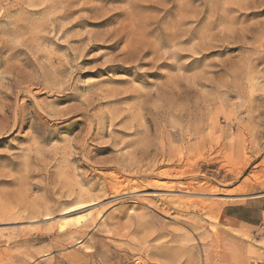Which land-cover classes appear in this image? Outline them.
<instances>
[{
	"label": "rangeland",
	"instance_id": "obj_1",
	"mask_svg": "<svg viewBox=\"0 0 264 264\" xmlns=\"http://www.w3.org/2000/svg\"><path fill=\"white\" fill-rule=\"evenodd\" d=\"M0 264H264V0H0Z\"/></svg>",
	"mask_w": 264,
	"mask_h": 264
},
{
	"label": "crops",
	"instance_id": "obj_2",
	"mask_svg": "<svg viewBox=\"0 0 264 264\" xmlns=\"http://www.w3.org/2000/svg\"><path fill=\"white\" fill-rule=\"evenodd\" d=\"M244 219L247 220V221H250L249 219H246V218L243 217V220H244Z\"/></svg>",
	"mask_w": 264,
	"mask_h": 264
},
{
	"label": "bare ground",
	"instance_id": "obj_3",
	"mask_svg": "<svg viewBox=\"0 0 264 264\" xmlns=\"http://www.w3.org/2000/svg\"><path fill=\"white\" fill-rule=\"evenodd\" d=\"M191 186V185H190Z\"/></svg>",
	"mask_w": 264,
	"mask_h": 264
}]
</instances>
